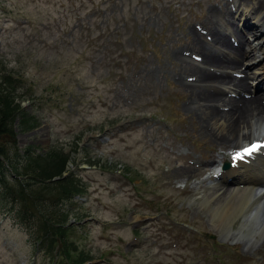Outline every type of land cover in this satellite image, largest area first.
Returning a JSON list of instances; mask_svg holds the SVG:
<instances>
[{"label": "rangeland", "instance_id": "1", "mask_svg": "<svg viewBox=\"0 0 264 264\" xmlns=\"http://www.w3.org/2000/svg\"><path fill=\"white\" fill-rule=\"evenodd\" d=\"M231 10L226 0H0V69L16 80L4 92L24 112L13 121L16 143L0 137L12 164L0 264H70L80 252L96 264L264 263L263 241H218L196 193L212 172L206 163L228 150L210 141L192 93L214 104L209 94L225 92L206 87L235 78L194 84L190 72H207L197 59L221 49L208 39L233 21ZM66 192L81 196L57 204ZM40 203L57 205L48 215L57 225L41 218ZM19 208L21 223L8 215ZM134 237L139 247L128 248Z\"/></svg>", "mask_w": 264, "mask_h": 264}, {"label": "bare ground", "instance_id": "2", "mask_svg": "<svg viewBox=\"0 0 264 264\" xmlns=\"http://www.w3.org/2000/svg\"><path fill=\"white\" fill-rule=\"evenodd\" d=\"M239 1L243 3H247L249 0L248 1L239 0ZM253 5L256 7L257 12L264 10V3H262L259 0H256L253 3ZM248 9L249 8L247 9L243 8V12L241 13L239 12L240 17L239 16L238 17L240 18V25L238 26V28L233 27V29L231 30V34L238 37L240 41H243V39L245 38L244 42L246 44L249 43V41L246 39L245 35H243V32L247 30L249 33H251L253 31L255 34L254 37H256V35L258 34V32H256V29L254 28L256 25L255 24L253 25L249 20L254 21L255 23L257 22V25H260L259 18L256 15L254 16L253 14V13L255 14L257 13L256 10H253V11L250 10L248 12ZM262 20H263V23L261 22L262 23L261 25L262 27H264V16L262 17ZM216 33L212 32V37H211L212 43H215L216 41H218V42H222V43L230 45V43L226 41L223 38V36H220L222 32L219 29H216ZM235 40L237 41L236 38ZM196 47L198 49V46ZM254 51H255V48H254ZM239 52L240 54H237V55L240 58L245 57L247 54L243 51H239ZM237 55H234V56H237ZM234 62L235 64H237L239 60L236 59L234 60ZM202 64L208 67L219 69V65H218L219 62L217 61V59H211V58L202 56ZM185 65H187V63ZM258 65L260 66V68L262 69L264 73V60H261V62H258ZM230 68L234 70L236 69V67H230ZM204 70L199 69V70H193L190 72L192 76L191 77L192 82L194 84L200 83L203 80L208 81L207 79H210L212 81L216 79L215 73H207ZM255 70H259V69H255ZM254 72L256 73V71ZM227 83H230L229 85L231 84L234 85L235 87L239 88L242 91L248 89V86L245 85V80H241V79L239 80L236 78L233 80H229L227 82L222 80V82H219L218 85H208V86L206 85L207 87L206 86L205 87L207 91L213 90L215 92L216 90H219L222 92L223 87ZM209 95L210 97L213 98V102H215L214 104H212L207 99L208 95H205L204 93H199V92L192 93V96H193L192 98H194L197 104L194 111L198 113L197 115L203 118L205 117L206 121H208L206 119L208 118L209 119L208 125L212 126V128H210L211 129L210 131L211 132L210 134L211 142L214 141L220 146H223L226 148L239 149L240 147L242 148V145H243L241 143L242 141H244L245 143L246 140L254 138L253 136H262L264 134V99H262L261 97H257V96L248 97V98H243L240 96L238 99H232V98H225V97L219 98L213 94H209ZM194 100L192 101L194 102ZM205 128H206V125H205ZM216 168L218 169V167ZM253 172L256 174V176H252V175L241 176V177L232 179V181L234 182V187H231L229 189L223 188V187H220V185L216 183L215 185H212L211 187L205 188L201 193H198V194H203V196L205 194L208 195L202 201L201 206L205 208V212L209 216L208 219L211 222L210 223L212 225L211 227L216 228L220 232H224V235H230L231 238L235 240L239 237L244 236L243 238L245 237L251 238L250 239L251 241L253 239L254 241L257 240V242H261L262 236L264 237V218H262V216H259V213L260 211H262V208L260 210V207H261V200L263 199V196L260 195L261 193H257V188L251 189L249 186L252 184L257 185L258 181H264V164H261V167L258 166L256 170H253ZM247 180H250L251 182ZM262 185L264 187V184H259L257 186H262ZM240 218L242 219V221L237 226L236 232L230 233L229 230L233 228V225L235 224V222L238 221V219ZM138 219H139L138 216L132 217V220L135 222ZM250 240H248V242H251ZM261 244L264 245V240Z\"/></svg>", "mask_w": 264, "mask_h": 264}, {"label": "trees", "instance_id": "3", "mask_svg": "<svg viewBox=\"0 0 264 264\" xmlns=\"http://www.w3.org/2000/svg\"><path fill=\"white\" fill-rule=\"evenodd\" d=\"M0 70H2V69H0ZM0 78L1 79L3 78V82L1 84L3 92H0V137H4L9 142V144L14 145L16 143V140H15L16 135H15L14 130H13V124H14L13 121H15L16 114H18V113L22 114L24 112L19 111L18 106L13 104L14 96L11 94V92H8V91L4 92L5 90H7L6 85H8V87H9L12 84H16V80L7 76V74L4 73L3 70L0 72ZM18 80H17V83H18ZM30 127L31 126L28 124V126H24L23 129H28ZM8 155H9V150L8 149L6 150L3 145H0V157L8 160ZM8 161H10V160H8ZM5 172H6L5 165H3L2 162H0V187L5 186V183H6L5 179H4ZM29 186H30V184H28L27 187H29ZM26 189H28V188H26ZM9 190H10V187L6 188L5 195L1 196V197H3L4 200H5V197L7 195H8L7 196L8 198L10 197L9 192H8ZM12 194L19 195V196L21 195V193L19 194V192L17 190H15ZM70 194H71L70 192L69 193L66 192V193H64V196L61 195V197L56 199V201L58 202L59 200L66 198L67 195H70ZM39 207L42 208V210L44 211V212H42V211L41 212L45 214V215H43L41 213L40 214L41 218H47V217H49L48 215L51 213L50 207H55V205L54 206H46V205H44V203H40ZM54 209H56V207ZM23 214H25V212Z\"/></svg>", "mask_w": 264, "mask_h": 264}]
</instances>
